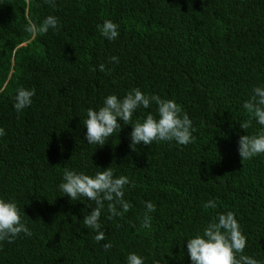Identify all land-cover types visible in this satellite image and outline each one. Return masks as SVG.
<instances>
[{"label": "trees", "instance_id": "1", "mask_svg": "<svg viewBox=\"0 0 264 264\" xmlns=\"http://www.w3.org/2000/svg\"><path fill=\"white\" fill-rule=\"evenodd\" d=\"M55 4L0 0V198L17 204L32 233L0 241V264H127L133 252L144 264H192L187 238L227 211L246 236L244 254L264 264V153L238 154L239 137L261 128L243 103L264 85V0ZM49 15L59 30H25ZM105 20L119 26L117 39L100 33ZM19 87L36 91L17 113ZM134 88L174 100L192 121V142L153 141L133 152L132 126L121 122L105 145L89 144L87 110ZM149 113L157 116L154 103L137 108L132 123ZM65 167L88 175L111 167L135 182L124 188L127 213L108 219L105 205V240L96 242L82 221L95 202L60 191ZM209 200L215 209L203 207ZM145 201L156 205L150 229L141 228Z\"/></svg>", "mask_w": 264, "mask_h": 264}, {"label": "clouds", "instance_id": "2", "mask_svg": "<svg viewBox=\"0 0 264 264\" xmlns=\"http://www.w3.org/2000/svg\"><path fill=\"white\" fill-rule=\"evenodd\" d=\"M46 4L55 8V0H45ZM59 21L56 16L49 15L40 24H34L29 20L26 31L31 35L46 34L50 29L59 30ZM100 33L109 41L119 36L118 25L111 20H105L97 26ZM110 62L119 63L116 56L110 57ZM101 72L107 69L103 63L99 66ZM35 88L27 89L19 87L13 98V107L17 113L32 104ZM157 106V116L149 113L143 120L132 123L133 113L137 108L148 109L152 104ZM243 109L261 126L258 133L253 135H241L238 140V154L241 160H250L264 153V85L254 86L252 96L243 103ZM178 104L171 99H162L159 95H146L140 89L134 88L127 92L123 98L115 94L108 95L103 106L98 110L89 108L87 118L83 121L86 127V140L89 144L105 145L106 140L117 130H121V122L131 125L130 149L137 151L138 145L150 146L153 141H175L179 145H188L193 140L192 121L184 113ZM251 121L240 123L242 129H247ZM5 130L0 128V137L4 136ZM98 168V167H97ZM100 169V168H98ZM128 185L135 187V182L129 177L115 176L113 169L98 170L94 175L77 172L65 167L63 179L59 185L60 191L65 193L71 200L80 197L94 201L96 207L89 214L84 215L83 224L87 229L93 230L96 242L105 240V232L101 230L100 217L107 205L108 219L123 216L132 205L124 199V188ZM145 209L141 228H151L152 212L156 211V205L145 201ZM213 200L207 201L205 209H215ZM23 233L31 236L32 233L25 223L22 222L20 209L14 201H6L0 198V241L12 243ZM247 245L246 236L242 233L239 223L232 211L218 213L203 228L202 234L197 233L194 237L187 238V252L192 264H261L252 256L244 254ZM105 250L111 249V243L103 245ZM127 264H144V260L136 253H129ZM153 264H160L154 260Z\"/></svg>", "mask_w": 264, "mask_h": 264}]
</instances>
